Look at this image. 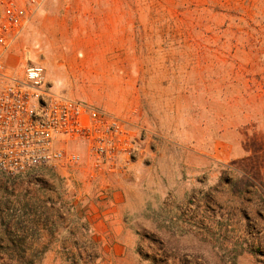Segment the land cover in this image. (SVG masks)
<instances>
[{
	"label": "rangeland",
	"instance_id": "obj_1",
	"mask_svg": "<svg viewBox=\"0 0 264 264\" xmlns=\"http://www.w3.org/2000/svg\"><path fill=\"white\" fill-rule=\"evenodd\" d=\"M11 56L142 141L0 172V264H264V0H48Z\"/></svg>",
	"mask_w": 264,
	"mask_h": 264
},
{
	"label": "built area",
	"instance_id": "obj_2",
	"mask_svg": "<svg viewBox=\"0 0 264 264\" xmlns=\"http://www.w3.org/2000/svg\"><path fill=\"white\" fill-rule=\"evenodd\" d=\"M48 0H0V172L78 166L82 146L90 178L124 175L140 151V138L119 117L51 93L45 71L15 69L11 52Z\"/></svg>",
	"mask_w": 264,
	"mask_h": 264
},
{
	"label": "crops",
	"instance_id": "obj_3",
	"mask_svg": "<svg viewBox=\"0 0 264 264\" xmlns=\"http://www.w3.org/2000/svg\"><path fill=\"white\" fill-rule=\"evenodd\" d=\"M12 63H15V60H13L12 61ZM129 175V174H128ZM127 174L126 175H120V177H121V181L122 180H125V178L128 176ZM110 187H112V184L110 185ZM111 189V188H110ZM122 201H120V203H121ZM122 203H124V202H122ZM122 205V204H121ZM121 205H119L116 201H115V199H110L109 200V205L108 206H111V207H113V209L115 210V209H117V208H119ZM126 232V231H125ZM113 233H115V232H113ZM123 235H127V233H124ZM116 236H118V234H110V237H116ZM122 236V235H121ZM116 248H121L120 247V245H118V244H115V245H113V249H116Z\"/></svg>",
	"mask_w": 264,
	"mask_h": 264
},
{
	"label": "trees",
	"instance_id": "obj_4",
	"mask_svg": "<svg viewBox=\"0 0 264 264\" xmlns=\"http://www.w3.org/2000/svg\"><path fill=\"white\" fill-rule=\"evenodd\" d=\"M148 258L146 257V260H147ZM152 262H154V260H152Z\"/></svg>",
	"mask_w": 264,
	"mask_h": 264
}]
</instances>
